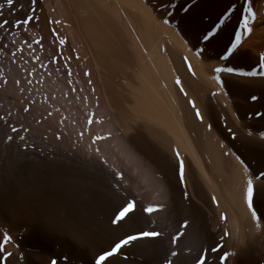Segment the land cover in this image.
<instances>
[{
  "label": "bare ground",
  "instance_id": "bare-ground-1",
  "mask_svg": "<svg viewBox=\"0 0 264 264\" xmlns=\"http://www.w3.org/2000/svg\"><path fill=\"white\" fill-rule=\"evenodd\" d=\"M180 3L188 6L190 11L183 14L178 28L175 18L169 24L162 22L163 14L156 10L157 0H39L36 9L39 22L30 30L39 31L46 41L55 28L58 31L65 27L71 33L80 51L79 60L74 59L72 63V79L75 81L72 86L80 90L78 92L89 114H94V122L89 125L105 135L110 133L101 140L109 150L108 154L98 151L108 158H96L72 146L53 149L50 154L100 167L103 161L112 158L119 159L125 166L134 164L135 171L146 178L154 193H158V199L165 201V186L159 178L146 176L149 167L134 158L123 136L111 134L115 131L113 123L115 121L123 128L124 134L141 133L177 165L174 152L178 150L185 172L205 195L210 210L226 224L231 238L241 244L247 237L262 232L250 220L244 199L247 177H241L242 166L234 155H224L228 148H222L221 144L227 143L232 147L253 170H264V139L260 137L264 132V116H257V113H264V77L221 74L223 85H217L210 69L217 66V54L233 38L234 22L219 32L210 44L201 41L200 46L207 47L205 56H197L191 44L195 43L196 36L217 21L227 0H180ZM28 7L29 0H25V10ZM253 10L258 17L253 31L242 38L239 53L231 60L241 70L255 66L258 54L264 51V0H254ZM38 53L45 60L44 54ZM184 57L188 58L195 75L187 70ZM13 67L10 64L7 72ZM52 68L49 65L47 73L56 77ZM85 72L90 75L85 76ZM42 74L32 78L30 87L36 89L33 93L42 95L41 98L45 95L62 96L60 91H66L65 83ZM178 76L187 97L178 91L175 84ZM10 77L8 73L5 87L14 90L19 85ZM23 85V81L20 82V86ZM212 92L217 95L213 97ZM92 99H96L98 110ZM187 99L196 102L204 117L203 123L195 119ZM209 124L212 125L210 131ZM228 129L236 134L235 140ZM27 150L38 156L47 153L36 147H28ZM119 153L127 154L130 162H126ZM103 169L110 172L109 175L113 172L105 164ZM111 176L116 178L115 173ZM212 197L216 198L215 202ZM256 207L258 214H264V205L257 204ZM30 212L20 208L14 210L7 226L16 232V237H28L32 233L27 239L33 242L36 233L32 231ZM221 214L226 219H221ZM237 262L246 264L242 258Z\"/></svg>",
  "mask_w": 264,
  "mask_h": 264
},
{
  "label": "rangeland",
  "instance_id": "rangeland-1",
  "mask_svg": "<svg viewBox=\"0 0 264 264\" xmlns=\"http://www.w3.org/2000/svg\"><path fill=\"white\" fill-rule=\"evenodd\" d=\"M19 2L25 6V0H19ZM0 3L5 4V7L0 9L3 11L4 18H11L6 0H0ZM29 31L31 37L35 39L43 37L42 48L37 45L34 49L37 56L40 57L38 51L45 56V60L41 58L40 63L44 61L48 64L55 50L62 49L64 57L71 55L72 63L80 54L71 33L65 27H61L58 31L55 28L59 34L55 42L52 31L48 41L39 31ZM17 35L19 39H24L19 33ZM59 39H65L66 44L60 45ZM53 43H55V49ZM20 55L17 53L18 57ZM23 55H25L24 59L18 58L15 63H12L10 54L6 56L0 52V115L11 112L13 117L9 119V124L14 123L17 128L30 127L29 132H21L20 135L27 137L30 147L45 150L47 155L31 154L23 145L18 152L16 146L19 142L18 137L11 145L0 142V232L10 230L18 243V249L10 247V250H16L18 254L24 253V259H19L17 255L11 258L10 264H46L51 258H57L59 264H65L64 257L68 258L67 264H90L94 251L107 247L112 240L123 235L124 232L138 228L160 231L163 236L134 243L126 250L128 258L124 264H160L161 258L168 252L171 237L177 234L180 225L187 220L189 226L179 241L181 255L176 258V264H185L188 259V247H191L192 255H195L201 241L211 244L219 240L225 231L229 232L226 224L210 210L205 195L186 172L185 189L178 182V165L174 161L141 133L124 134L123 128L115 121L113 123L115 131L111 134L118 133L125 138L134 158L149 167L150 171L146 173L148 178L152 175L161 180L167 192L165 201L158 199V193H154L152 185L146 178L135 171L134 164L129 163L125 166L117 158L106 160L105 165L113 170L112 174L116 172L122 174V179L117 184L116 178L111 176L112 174L109 175L110 172L104 171V164L101 165L102 168L89 162L71 158L62 159L50 154L53 149H65L64 147L72 146L96 158H108V155L103 156L102 152H96L97 149L107 154L109 151L101 141L105 139H96V137H106L110 133L105 135L89 125L90 114L84 106L81 93L72 92L73 86L67 82L66 70L56 71L55 66L52 65L57 76H51L46 68H41L40 63L35 62L34 58L28 59L27 63L24 62L28 56L26 49ZM10 64L14 67L7 72L6 68H9ZM60 67L63 68V64ZM34 70L32 77L29 74ZM40 71L47 74L49 79L53 77L51 80L59 79L65 83L66 91H60L62 96L43 95L44 97L41 98L42 95L33 93V91L36 92V89L30 87L33 82L28 85L27 81L34 76H40L42 74ZM8 73L12 82L19 80L23 81L24 85L19 84L14 90L7 89L4 82ZM48 85L52 87V84L48 83ZM92 101L98 110L96 99ZM25 107L29 108V112L23 111ZM225 124L224 127H226ZM227 126L229 127L228 122ZM5 131V124L0 121V136ZM119 154L124 156L126 162H130L127 154ZM185 191L188 193L187 199L184 198ZM133 197L137 201L136 215L133 220L120 228L111 226L109 219H114V209L124 202V198L132 199ZM149 204L160 206V210L152 214L143 213L142 208ZM19 208L27 212L31 211L32 215L29 214L33 218L34 227L32 231L36 233L33 242L28 240L32 233L28 237H16V232L7 226L11 214ZM44 238L47 239L44 240ZM223 244L225 251L237 253L228 259L227 264H238L239 258L245 259L246 264H264V232L254 237H247V240L241 244L236 243L230 235L225 237ZM112 264H120V261L113 260Z\"/></svg>",
  "mask_w": 264,
  "mask_h": 264
},
{
  "label": "snow or ice",
  "instance_id": "snow-or-ice-1",
  "mask_svg": "<svg viewBox=\"0 0 264 264\" xmlns=\"http://www.w3.org/2000/svg\"><path fill=\"white\" fill-rule=\"evenodd\" d=\"M254 0H227L225 9L223 10L220 17L217 18V21L207 30L200 33L199 36L195 37V43L191 44L192 49L196 52L197 56L203 57L207 53V47H201V41L207 42L210 44L215 40L219 32L223 31L228 24L234 22L233 27V38L229 41L228 44L224 46L221 53L217 54V66H214L210 69L212 73V78L214 79L217 85H223V80L221 74H230V75H240L247 77L260 76L264 77V51L258 54V58L255 66H249L248 70H241L236 65L231 63V60L239 53V50L242 46V38L246 34H251L253 31V25L257 20V12L253 10ZM17 5H19L17 7ZM6 6L8 7L10 17L9 19L4 18L3 11H0V52H3L6 56H9L12 63H15L16 60L24 59L25 49L27 50L28 56L24 60L27 63L28 59L35 60L36 63H40L41 57L36 55L34 51L37 45H40L42 48L43 37L40 39H35L31 37L30 28L33 24L39 22V17L36 14V9L39 6V0H29V7L25 10L24 4L20 3L19 0H6ZM5 7L4 3H0V9ZM156 10L159 13H162V22L164 24H169L174 18L176 19V26L179 28L180 19H182L183 14H186L190 11L188 6H185L180 3V0H157ZM23 13V15H18ZM52 23H61L60 21H50ZM22 29V31H20ZM19 35L23 36L24 39L18 38ZM53 41L55 42L59 34L53 29ZM9 37H11L9 39ZM4 41H7L6 43ZM60 45H65V39H59ZM55 49V43H53ZM15 49V51H13ZM62 49L55 50L54 55L49 58L48 64L40 63L41 68H47L49 65H53L56 68V71L63 72L67 71L68 84L74 85L73 81V72L71 69L72 56L64 57L62 55ZM17 53L21 55L18 57ZM76 60H79V56L75 57ZM184 63L187 65V70L195 75V72L192 68L191 63L188 61L187 57H184ZM63 64V68L60 65ZM33 73L29 75H34ZM85 76H89L88 72L84 73ZM32 79H28V85L32 84ZM5 85L7 81L5 80ZM17 85L20 84L19 80L15 82ZM89 83L91 81L89 80ZM175 84L178 86V91L187 97V92L182 84L180 77L178 76L175 80ZM80 90L75 87L72 88V92L76 93ZM216 92H212V96L215 97ZM253 100L256 97H252ZM187 104L191 106L195 113V119L199 120L201 123L204 121V117L201 113V110L197 107L196 102L192 99H187ZM25 113L29 112V108L25 107L23 109ZM94 114L89 117V124L94 122ZM257 116H264V113H257ZM13 117L11 112L6 113L5 115H0V121H3L6 126V131L2 136H0V142L6 143V145H11L16 137H18L17 151L19 152L20 146L23 145L25 149L30 147L27 137L20 135L21 132H29L30 127L22 126L17 128L14 123L9 124V119ZM102 122V121H100ZM208 130L212 129V125L209 124ZM10 133V134H9ZM228 133L231 135L232 139H236V134L232 132L231 129H228ZM252 133H249L251 136ZM6 137V139H5ZM261 139H264V132L260 133ZM107 137H96V139H106ZM222 148L227 147L228 151L224 155H234L236 161L242 166L241 177H247L246 179V188L244 190V199L247 204L248 211L250 213V220L252 221L255 228L260 229L261 232H264V214H258L257 204L264 205V170H253L251 166L247 165L244 160L241 158L236 151L230 147L227 143L221 144ZM99 149H97V152ZM175 161L178 162V182L181 186L186 189L185 181V169L184 161L180 156L179 151L174 152ZM104 164H107V161H103ZM116 182L119 184L122 179V174L120 172L115 173ZM255 181V182H254ZM184 198H188L187 191L184 192ZM212 201L215 202L216 198L212 197ZM136 205L137 201L135 197L132 199L124 198V202L121 203L113 211V218L109 219L111 226L120 228L123 227L128 221L133 220L136 215ZM160 210V206L149 204L146 207L142 208V212L145 214H152ZM221 219H226V217L221 214ZM189 226L187 220L180 225V230L176 235H173L170 240V247L168 252L161 258L160 264H176V258L181 255L179 249V241L184 236L186 229ZM231 233L225 231L219 240L214 241L211 244L201 243L198 245L195 255H192L191 247H188V259L185 261V264H227V261L230 257L235 256L236 252H229L224 250L223 241L225 237L230 236ZM163 233L156 230H144L138 228L134 231L124 232L123 235L118 236L107 247H101L98 250L94 251L90 264H112L113 260H119L120 264H124L127 261L126 250L133 246L134 243H138L145 239H154L162 237ZM10 247L13 249H18V243L15 237L11 234L10 230H4L0 232V264H10V260L13 257L18 255L19 259H24V253L18 252L16 250H10ZM222 253V254H221ZM65 264H67L68 258H63ZM46 264H59L57 258L49 259Z\"/></svg>",
  "mask_w": 264,
  "mask_h": 264
}]
</instances>
